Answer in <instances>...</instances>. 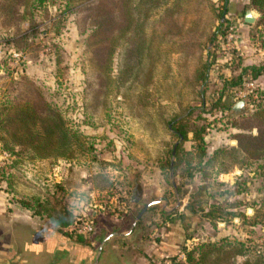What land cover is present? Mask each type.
<instances>
[{
  "label": "trees",
  "instance_id": "1",
  "mask_svg": "<svg viewBox=\"0 0 264 264\" xmlns=\"http://www.w3.org/2000/svg\"><path fill=\"white\" fill-rule=\"evenodd\" d=\"M48 1L0 0V26L6 30L12 27L7 8L18 7L20 16L26 17L37 9L45 12ZM72 1H77L74 5L87 1L79 9L85 12L81 16L89 18L85 32L97 36L95 46L100 43V48L96 46L93 51L94 58L87 64L93 74L100 70L94 78L101 88L100 93L107 98L111 92L118 93L123 87L120 92L123 97L133 99L136 110L144 109L135 117L142 127L157 128L164 137L150 140L156 146L153 152L141 146V154L134 153L130 156L133 162L126 165L115 157H100L94 148L95 138L82 135L52 100L53 94L47 88H37L24 72L17 80L26 81L30 90H18V82L12 80L0 90V156H3L0 189L5 194L7 209L15 208L31 217L45 219L58 228L72 230L80 220L91 219L82 212L88 208V195L77 191L67 193L61 181H53L50 174L55 165L77 164L86 171L90 163V181L94 178L99 181L96 185L92 183L93 186L107 191L115 182L125 187L131 185L138 175V166L144 168L151 164L166 180L171 170L174 177L185 180L182 184L194 185L195 190L190 196L192 205H185L192 214L200 213L210 225L217 221L234 225L233 219L237 218L240 224L260 232L264 226V201L253 208L250 216L245 215L243 209L236 210L234 204L219 208L210 203L211 209L206 211L204 205L210 198H222L232 185H237L241 192L250 178L264 180V91L255 87L245 98L246 106L237 111L231 110L222 100L225 95L233 98L244 79L255 81L264 71V61L242 67L235 77L223 78L219 82L221 86L212 90L216 97L210 108H215L222 117L228 112L232 116L243 115L254 120L250 128L230 123L229 126L237 130L232 136L234 145L223 144L209 150L204 140L205 130L200 126L190 130V145L184 147L182 142L176 141L186 140L187 133L181 120H175L177 113L167 119L163 113H153L155 109L145 100L150 93L170 98L185 89L203 97L209 91V72L215 61L219 38L227 32L231 22L227 17L228 0H66L58 6L62 15L71 9ZM247 4L258 13H264V0H248ZM60 24L58 19L53 23V33H59ZM260 24L252 31L256 35L263 28ZM51 52V63L57 71L62 50L55 46ZM147 109L152 110L147 112ZM253 127L255 134L250 131ZM108 145L107 142L105 146L110 150ZM123 167L125 170H120ZM107 169L117 172L110 173ZM234 169L240 171L236 177L241 181L228 184L217 180L220 174ZM195 178L198 179L196 184ZM164 192L171 191L166 189ZM217 192L223 193L222 197L213 195ZM65 197L72 198V203L66 202ZM157 210L152 205L145 211L147 218L150 215L149 218H154L147 221L152 225L148 232L171 218L170 214ZM89 211L91 215V209ZM92 224L95 225L94 221ZM246 233L252 236L255 231L251 229ZM260 235L264 238V232ZM251 252H256L252 257L253 264H264V243L227 235L184 251L181 259L176 255L167 256L154 264H164L166 260L169 264H202L211 253L214 264L219 254L229 257L234 253ZM250 263L248 258L245 264Z\"/></svg>",
  "mask_w": 264,
  "mask_h": 264
},
{
  "label": "rangeland",
  "instance_id": "2",
  "mask_svg": "<svg viewBox=\"0 0 264 264\" xmlns=\"http://www.w3.org/2000/svg\"><path fill=\"white\" fill-rule=\"evenodd\" d=\"M62 1L66 0H50L47 3L45 12L42 10L38 11L37 9L34 10L31 16L26 17L20 16L18 7H9L6 9L12 20V27L6 30L5 27L0 26V90L7 84H10L9 80L18 82V90H23V92L30 90V85H28L26 81L17 80L18 77L25 72L26 76H29V78L35 82L37 88L43 87L44 90L47 88L49 92L53 94L52 100L65 112V117L74 124L75 128H77L82 135L91 138L93 136L95 138L94 148L100 157L106 159L115 157L116 159H121L122 165L132 163L133 161L130 159V156L135 155L134 153L141 154V146L146 149V151L149 149L153 152L156 146L152 145L150 140L164 137V134L158 132L157 128L148 129L142 127L141 122L135 117L138 116V113L141 114L144 109L142 111L136 110L132 105L133 99L131 101L129 97H127V99L123 97V94L120 93L123 91V87H120V92H111L107 98L103 97L100 93L101 88L94 80V78L100 74V70L96 72V74H93L91 68L87 66L94 58L93 56H95L93 55V51H95L96 46L100 48V43H97L96 46L94 45L97 36L85 32V27H87L89 18L87 16H81L85 15V12L79 9L85 6L87 1L76 5L74 4L77 1H72L71 5L73 6L71 9L64 12L63 15L59 12L58 8ZM231 3H233V9L231 10V15H227V17L230 21H234L235 27L239 28V36L242 37L230 73L231 76L235 77L241 71L240 69L242 67L259 65L264 61V34H262L264 30V13L261 14L251 9L247 4L248 0H231ZM229 7L227 2V11H229ZM246 8H250L255 17V21L251 25H246L242 22L243 12ZM57 19L59 23L61 22L62 24H60L59 33H53L52 25ZM258 23H262L260 25L263 28L259 30L260 32L256 35L252 31L256 29L255 27ZM260 34H262L261 37ZM55 46L62 50L61 61L56 65L58 67L57 71L55 66L51 63V51ZM214 77L215 76L211 74L209 91L204 94L203 97H200L198 93L194 94L189 92V90L182 89L181 92L176 93V96L170 98H162V94L158 96L155 95V93H150L147 99L145 98V100L152 105V109H155H147V112L152 110L153 113H163L167 119L171 114L177 113L175 120H181L187 129V133L186 140L181 141V139H178L176 141L177 143L182 142L184 147L190 145V130L193 128L203 126L205 130L204 140L210 150L223 144H235V140L232 136L235 135L237 130L229 126L230 123L241 128H250L254 123V120L249 117L243 115L232 116L229 115L228 112H224L223 115L227 114V116L222 117L217 113L215 108H210L211 103L216 97L212 90L221 86L219 83L221 80L214 81ZM254 83L257 89L264 91V71L256 77ZM222 100L226 106L231 108L235 103L234 97L230 98L228 95H225ZM245 106L246 103L244 104V107ZM95 124L96 126H94ZM250 131L252 134H255L256 129L253 127ZM166 138L167 135H165V139ZM171 140H173V138H171ZM107 142L110 144L108 145L110 146L109 149L111 148L110 150L105 146ZM2 157L3 156H0V166L2 165ZM88 164L91 166L90 163ZM89 166L86 167L87 172L90 171ZM138 167V173L136 171L138 175L134 178L135 180L133 179L136 181L135 186L131 184L125 187L117 184V182H115V184L127 191V196L133 187H139L142 194L141 203L146 202L149 197L153 200L163 197L167 201V207L172 208L169 210V214L173 216V220H170L166 225L160 226L161 228H155L153 231L154 234L151 236V238L157 236L158 242V238L162 236L176 237L177 231L180 232L182 243L177 245L178 251L166 255L165 257L176 255L175 257L177 259H181L184 251L190 250L200 243L212 242L219 237L227 235L241 240L248 237L252 238L255 243H264L263 236H258L260 232H264V226L261 227L259 232L256 228H250L242 223L240 224L237 218L233 219L234 225L226 224L222 221H217L214 225H210V221L204 220L200 213L192 214L186 206L184 207V203H188L190 206L192 205L190 196L195 190L193 184L189 182L182 184L181 182H185V180H183V178L174 177L172 171V176L169 174L166 180L160 176L158 168L151 164L144 168H142V166ZM124 168L125 167L120 170H125ZM108 170L110 169H107V171ZM52 171L55 173L56 179L62 182L67 193L68 191H77L90 195L91 192H93L89 189L91 185H89V179L86 174H84L85 170L82 169V165L79 166L76 164L73 166L58 164L53 167ZM109 172L116 173L117 171L110 170ZM239 174L240 171L234 169L231 172L220 174L217 180L219 182L233 184L235 181H241L236 177ZM250 179L249 182L245 183V190L241 192H238L237 185H232L230 188L226 189L223 197L220 196L223 193H213L214 196L217 195L222 198L219 200H215V198L208 199V204L206 203L204 205V211L211 209V207H209L210 203H215L219 208H225L228 204H234L237 206L235 207L236 210L243 209L245 215L250 216L253 212V208L257 207L260 201H264V180L256 181L253 180V178ZM193 181L194 184L198 183V179L196 178ZM96 182L99 181L94 178L92 183L96 185ZM173 186L175 189H173ZM166 189L171 192H164ZM105 191L92 194V196L94 199L100 195L103 196V203L105 204L107 202L104 207L107 209L109 201ZM107 191L109 192V190ZM165 193L166 195H164ZM175 197H177L176 201ZM64 199L68 203H72L73 201L70 197H65ZM179 199L184 203H178L179 205L175 207ZM5 203V194L0 189V220L2 221L0 222V233L4 230L3 223H9L10 220L19 217H22L20 218L21 220H26L28 216L27 213L17 212L16 209L13 208L11 211L5 210V208H7ZM82 204L83 203L79 206ZM154 205L158 210L162 211L160 205ZM110 206H112V204H110ZM180 206L186 208L187 211L182 212L183 208H181V214L177 216L178 211L176 208ZM88 208L90 209V207ZM88 208L84 209L82 212L85 216L91 218L90 220L92 223L93 221L94 223L107 221L106 214L96 213L94 215H89L90 211ZM136 213L137 208L133 206L126 215V219L129 216L130 218H134ZM14 215H17V217ZM147 215L148 213H145L144 217H141V219H145ZM122 216L123 215L118 218ZM149 217L145 222L142 221V223L145 224L146 221L154 220V218ZM130 218H128V220ZM30 219V221L38 224L39 227L43 225L46 228H50L48 223L42 218ZM172 223H178L179 227ZM180 224L183 225L182 230L180 229ZM145 226V231L152 228L150 224H145ZM251 229L255 231L252 236L246 233L247 230ZM71 231L74 235H78L74 233L73 229ZM154 242H150L149 244L142 239L137 244V247L142 248L143 252L146 251L147 253H151V250L159 245L154 244ZM253 254H256V252L243 255L234 253L229 257L219 254L214 264H245L248 258L249 261L252 262L250 264H253ZM213 260V253H211L205 258L202 264H213ZM164 263L169 262L166 260ZM150 264H154V261Z\"/></svg>",
  "mask_w": 264,
  "mask_h": 264
},
{
  "label": "crops",
  "instance_id": "3",
  "mask_svg": "<svg viewBox=\"0 0 264 264\" xmlns=\"http://www.w3.org/2000/svg\"><path fill=\"white\" fill-rule=\"evenodd\" d=\"M228 4L230 6L228 9V15H231L233 3H231V0H229ZM233 25L235 26V24ZM234 26L233 30L237 34L239 38L238 40L240 42L242 40V37L239 36V28ZM52 169L50 177L53 181H58L59 179H56L55 173H53ZM85 172L86 171H84V174H86L87 178L89 179V185H91L89 189L93 191L91 192V196L92 194H98L102 191H105L99 190L98 188L93 186L89 178L91 175L90 172ZM170 172L171 170L169 171V174ZM132 184H134L135 186L136 181H133ZM137 189L139 191L138 201H140L142 200L141 189L139 187ZM130 193L128 194V200L130 197ZM103 200L104 197L101 195L94 199L93 196L89 197L88 194L89 203L87 205L88 207H90L92 215L96 213H104L107 216V221L95 223V225L93 226L95 228V231H93V233L89 235H74L71 230L69 231V229L67 228H58L56 226H53L45 219L44 220L48 223L50 228H46L43 225H40L41 227H39L38 224L30 221V218L35 219L36 217H31L29 215L26 217V220H21L20 218L22 217H19L10 220L9 223H3L2 225L4 226V230H2V232L0 233V254H2L0 255V259H4L10 256L15 250H19L18 255H21L23 257L22 263L24 264H46L54 257L57 259V264H92L93 254L100 239L108 234L110 229L112 231H120L127 228L132 222H130V220H132V217L130 218L129 216L128 218L130 219L128 220V218L126 219V215L130 212L133 206L136 208V203H131L129 201V208L127 211L128 213L123 215L121 218H118L112 215V213L108 212V210H106V208L104 207L106 203L104 204ZM178 205L179 204H177V206ZM181 208L183 207L180 206L176 208V210L178 211L177 216L181 214ZM5 210L8 209L5 208ZM16 211L22 213V211H19L18 209H16ZM184 211H187L186 208L182 209V212ZM162 212L169 214L168 211L162 210ZM14 216L17 217V215ZM172 217L173 216L171 215L170 220H173ZM145 219H147V217ZM142 221L145 222L144 219H140V221H137L136 226H133L129 235L122 237L113 236L112 238H110L102 248L98 264H150L153 261L155 262L158 259L165 257L166 255L178 251L177 245H180L182 243V238L179 234V231H177V238L172 236H162L158 238L157 242L155 241V239H157V236L151 238V236L154 234V230L149 232L145 231V224H147V221L145 224H143ZM169 221L162 224V226L166 225ZM0 222L2 221L0 220ZM172 224L174 225L175 223ZM175 225L178 226L179 224L177 223ZM182 228L183 225L180 224V229L182 230ZM142 239L143 241H147V243L149 244L150 242L155 241L154 244L159 245H157L156 248H153L151 250V253H147L146 251L143 252L142 248L137 247V244Z\"/></svg>",
  "mask_w": 264,
  "mask_h": 264
},
{
  "label": "built area",
  "instance_id": "4",
  "mask_svg": "<svg viewBox=\"0 0 264 264\" xmlns=\"http://www.w3.org/2000/svg\"><path fill=\"white\" fill-rule=\"evenodd\" d=\"M234 21H231L227 32L219 38L218 47L215 51V61L209 72V79L211 74L214 75V81L222 80L230 75L232 65L235 62V57L238 51L239 38L233 30ZM235 27V26H234ZM254 81L247 78L244 79L241 88L234 93L235 103L238 100H244L247 95L255 89ZM108 199V212L112 213L115 217H119L127 213L129 208V200L127 191L115 183L109 188V192L105 191ZM91 197V194L89 195ZM107 203V202H106ZM112 204V206H110ZM94 227L90 220L82 219L77 222L73 231L78 235H89L93 233ZM169 264V263H164Z\"/></svg>",
  "mask_w": 264,
  "mask_h": 264
},
{
  "label": "water",
  "instance_id": "5",
  "mask_svg": "<svg viewBox=\"0 0 264 264\" xmlns=\"http://www.w3.org/2000/svg\"><path fill=\"white\" fill-rule=\"evenodd\" d=\"M255 21V17L253 15V12L251 11L250 8H246L243 12V16H242V22L246 25H251L253 24ZM245 101L244 100H238L236 103H234L233 107L231 108V110H237L239 107L244 106ZM170 176H172V173L170 172ZM175 189V188H174ZM139 191L136 187H134L131 190L130 193V197H129V201L131 203H136L139 199ZM150 204H158L161 206V209L163 211H169L172 208L167 207V201L165 200V198L160 197L157 199H154L150 202H148L144 208H146L148 205ZM177 202L175 204V207L177 206ZM144 208L138 212V214L135 216V218L132 220V222L130 223V225L120 231H112L108 234H106L105 236H103L100 241L97 244V247L95 248L94 254H93V258H92V264H98V260H99V256L101 254L102 248L104 246V244L113 236H127L129 235V233L131 232L135 222L137 221L138 217L140 216V214L142 213V211L144 210ZM19 250H15L10 256L4 258V259H0V264H24L23 262V257L21 255H18ZM30 264V263H29ZM46 264H57V259L54 257L52 258L50 261H48Z\"/></svg>",
  "mask_w": 264,
  "mask_h": 264
},
{
  "label": "flooded vegetation",
  "instance_id": "6",
  "mask_svg": "<svg viewBox=\"0 0 264 264\" xmlns=\"http://www.w3.org/2000/svg\"><path fill=\"white\" fill-rule=\"evenodd\" d=\"M176 199H177V197H175V201H176ZM152 200H153V199L149 197V198L147 199L146 202L141 203V200H140V201H137L136 204H135V206H136V208H137V213H136V215L138 214L139 211H141V210L144 208V206H145L148 202H150V201H152ZM177 201H178L179 204L182 202L181 199H179V200H177ZM182 203H184V202H182ZM152 205H154V204H150V205H148L146 208H144V210L142 211V213H141L140 216H139L140 219H141V216L145 214V211H146L150 206H152ZM185 205H187V204L184 203V207H185ZM168 213H169V211H168ZM136 215H135V216H136ZM135 216H134V218H135ZM139 217H138L137 221H138V220L140 221ZM134 218H132V220H133ZM132 220H130V222H131ZM137 221L135 222L134 227L136 226ZM93 231H95V228H94ZM110 232H112L111 229L109 230L108 233H110ZM0 255H2V254H0Z\"/></svg>",
  "mask_w": 264,
  "mask_h": 264
}]
</instances>
